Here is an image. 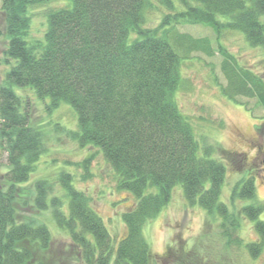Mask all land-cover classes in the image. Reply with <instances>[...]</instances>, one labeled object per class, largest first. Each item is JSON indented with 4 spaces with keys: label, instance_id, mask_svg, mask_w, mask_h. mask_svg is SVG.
<instances>
[{
    "label": "trees",
    "instance_id": "trees-1",
    "mask_svg": "<svg viewBox=\"0 0 264 264\" xmlns=\"http://www.w3.org/2000/svg\"><path fill=\"white\" fill-rule=\"evenodd\" d=\"M69 1L48 11L42 37L29 40L31 10L47 0H0V38L3 31L7 40L0 57L6 66L0 82V264L64 263L50 258L51 234L35 222L50 204L56 207L55 225L69 237L58 245L82 264H156L143 228L169 202L177 184L190 205L235 225L219 201L225 165L212 157L211 148L199 147L177 105L181 64L192 52L212 56L217 49L227 80L223 93L232 99L255 95L263 108L264 81L240 66L219 41L213 47L207 38L180 33L178 27L205 25L217 35L236 30L248 44L264 49V0H156L167 11L159 10L154 26L148 17L158 11L154 0ZM25 87L39 99L49 98L52 107L60 102L73 107L74 139L80 147H97L117 188L134 198L121 214L125 232L115 247L92 200L74 188L71 174L58 176L63 200H46L47 181L36 182L33 197L23 186L41 146L39 131L30 125L31 102L16 91ZM234 197H255L252 176L235 183ZM262 208L256 203L241 211L256 219ZM255 230L258 240L248 245L253 256L264 245V221L257 220ZM182 254L172 264L188 262L186 250Z\"/></svg>",
    "mask_w": 264,
    "mask_h": 264
},
{
    "label": "rangeland",
    "instance_id": "rangeland-1",
    "mask_svg": "<svg viewBox=\"0 0 264 264\" xmlns=\"http://www.w3.org/2000/svg\"><path fill=\"white\" fill-rule=\"evenodd\" d=\"M69 4V0H47L33 7L28 39L42 37L48 11ZM154 5L158 11L154 10L148 16L152 26L159 20V10L167 11L156 0ZM178 32L196 38L205 37L213 47L219 41L227 52L236 57L240 66L264 81V49L248 44L239 31L223 29L217 35L209 26L186 24L179 26ZM6 41L2 31L0 57ZM221 60L217 49L212 56L192 52L190 58L181 64L182 82L176 92V102L199 147L211 148L212 157L222 160L225 165L219 201L226 204L228 216L235 225L224 222L217 213L209 214L199 204L190 205L183 196L181 185L177 184L171 191L169 202L143 228L156 264H172L171 260H178L184 250L189 263L180 264H262L264 261V245L257 256L248 249L250 243L258 240L255 222L264 221V170L259 163L260 153L264 152V108L255 95H240L232 99L223 93L227 80L220 67ZM5 68L0 64V82ZM16 91L22 100L31 102L30 125L39 131L41 142L37 162L23 186L30 187L33 197L36 182L47 181L46 200H63L58 176L71 174L74 188L92 200L91 204L102 218L115 247L125 232L121 214L133 205L134 198L117 188L114 172L97 147H80L74 139L77 115L70 104L60 102L52 107L49 98H37L29 87ZM88 157L90 159L84 167L82 162ZM2 161H5V154ZM248 176L253 177L255 197L230 199L235 183ZM256 203L263 208L256 219H249L241 209ZM55 208L50 204L47 210L35 216V222L45 224L53 239L54 255L50 258L53 260L58 256L65 260L62 264H82L73 255L67 258L68 253L58 245L66 244L69 237L67 232L57 228L52 219ZM223 230H227L225 235Z\"/></svg>",
    "mask_w": 264,
    "mask_h": 264
},
{
    "label": "flooded vegetation",
    "instance_id": "flooded-vegetation-1",
    "mask_svg": "<svg viewBox=\"0 0 264 264\" xmlns=\"http://www.w3.org/2000/svg\"><path fill=\"white\" fill-rule=\"evenodd\" d=\"M259 158H260L259 163L261 164V170L263 171L264 170V152L261 151Z\"/></svg>",
    "mask_w": 264,
    "mask_h": 264
}]
</instances>
